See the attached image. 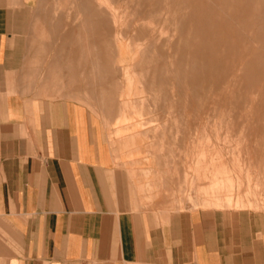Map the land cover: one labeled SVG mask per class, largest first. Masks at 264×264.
<instances>
[{"label":"crops","instance_id":"1","mask_svg":"<svg viewBox=\"0 0 264 264\" xmlns=\"http://www.w3.org/2000/svg\"><path fill=\"white\" fill-rule=\"evenodd\" d=\"M37 1L0 0V264H264L254 212L175 208L149 127L113 138L99 16Z\"/></svg>","mask_w":264,"mask_h":264},{"label":"rangeland","instance_id":"2","mask_svg":"<svg viewBox=\"0 0 264 264\" xmlns=\"http://www.w3.org/2000/svg\"><path fill=\"white\" fill-rule=\"evenodd\" d=\"M82 1L100 18L102 92L124 126L113 138L126 149L148 126L175 208L248 210L264 229V0Z\"/></svg>","mask_w":264,"mask_h":264},{"label":"bare ground","instance_id":"3","mask_svg":"<svg viewBox=\"0 0 264 264\" xmlns=\"http://www.w3.org/2000/svg\"><path fill=\"white\" fill-rule=\"evenodd\" d=\"M117 13V12H116ZM252 104V103H251ZM206 206V205H205Z\"/></svg>","mask_w":264,"mask_h":264}]
</instances>
